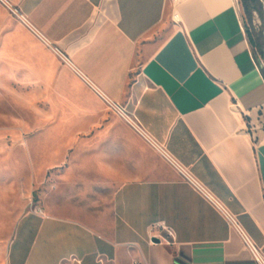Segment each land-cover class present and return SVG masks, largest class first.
Segmentation results:
<instances>
[{
	"label": "crops",
	"instance_id": "crops-1",
	"mask_svg": "<svg viewBox=\"0 0 264 264\" xmlns=\"http://www.w3.org/2000/svg\"><path fill=\"white\" fill-rule=\"evenodd\" d=\"M1 1L61 58L20 26L6 37L70 127H99L103 99L131 118L127 154L108 138L120 124L104 123L95 139L111 146L84 169L108 178L88 188L110 199L33 209L18 264H257L252 247L264 258V77L238 0Z\"/></svg>",
	"mask_w": 264,
	"mask_h": 264
},
{
	"label": "rangeland",
	"instance_id": "rangeland-1",
	"mask_svg": "<svg viewBox=\"0 0 264 264\" xmlns=\"http://www.w3.org/2000/svg\"><path fill=\"white\" fill-rule=\"evenodd\" d=\"M243 2L246 1L238 0L244 24L251 33H261L264 30L262 7L248 3L253 11V20L249 22ZM18 26L62 62L23 18L0 0V264H18L14 252L17 244H23V255L30 253L32 238L28 234L23 239L25 224L20 221L33 209L64 215L73 209L72 205L85 206L92 200L110 199V189L88 188L108 178L86 175L84 169L90 163L94 168L97 152L110 148L112 142L108 138L113 139L120 157L127 154L124 144L131 140V124L105 102L102 117L90 120L101 121L99 127L87 130L69 126L63 111L49 101L54 98L46 97L43 86L27 74L21 63L24 55L15 45L6 48V37ZM254 55L264 73V51L262 55L255 48ZM73 119L78 121L79 115ZM112 122L120 124L114 129L118 133L103 141L95 139L104 123ZM86 132L92 138L89 143L82 141V137L88 136Z\"/></svg>",
	"mask_w": 264,
	"mask_h": 264
},
{
	"label": "trees",
	"instance_id": "trees-1",
	"mask_svg": "<svg viewBox=\"0 0 264 264\" xmlns=\"http://www.w3.org/2000/svg\"><path fill=\"white\" fill-rule=\"evenodd\" d=\"M243 1H246V2H243V5H244L245 14L248 17L249 22H252V20H253V11L249 8V4H248L249 2H252L255 5H260L262 7V11H260V13L263 17V5H262L260 0H243ZM245 31H246L249 43L253 49V54H254V49L256 48L263 55V49H264V33H263V31L259 34H256V33L253 34V33H251L250 29L246 25H245ZM254 57H255V55H254ZM257 64L259 66L258 62H257ZM259 68H260V66H259ZM260 70H261V73L264 77V73H263L261 68H260Z\"/></svg>",
	"mask_w": 264,
	"mask_h": 264
},
{
	"label": "built area",
	"instance_id": "built-area-1",
	"mask_svg": "<svg viewBox=\"0 0 264 264\" xmlns=\"http://www.w3.org/2000/svg\"><path fill=\"white\" fill-rule=\"evenodd\" d=\"M174 1H177V0H174ZM105 103H107L109 105V107L111 109H113L115 112H117L121 117L125 118L127 121V117H130L129 114L125 111V109H123L120 105L118 104H113L105 99H103ZM130 124L131 122L128 121ZM166 229V228H164ZM168 233L170 236H172V232L168 230ZM252 252H253V255H254V258L257 262V264H264V258L263 256L261 255V253L254 247H252Z\"/></svg>",
	"mask_w": 264,
	"mask_h": 264
},
{
	"label": "water",
	"instance_id": "water-1",
	"mask_svg": "<svg viewBox=\"0 0 264 264\" xmlns=\"http://www.w3.org/2000/svg\"><path fill=\"white\" fill-rule=\"evenodd\" d=\"M261 1V3H262V5H263V16H264V0H260ZM263 33H264V30H263ZM263 51H264V49H263ZM156 243H158L157 242V240H154Z\"/></svg>",
	"mask_w": 264,
	"mask_h": 264
},
{
	"label": "bare ground",
	"instance_id": "bare-ground-1",
	"mask_svg": "<svg viewBox=\"0 0 264 264\" xmlns=\"http://www.w3.org/2000/svg\"><path fill=\"white\" fill-rule=\"evenodd\" d=\"M127 119H128V121H130V122H131V118H130V117H127Z\"/></svg>",
	"mask_w": 264,
	"mask_h": 264
}]
</instances>
